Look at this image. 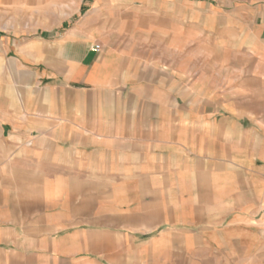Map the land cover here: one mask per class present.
I'll list each match as a JSON object with an SVG mask.
<instances>
[{
  "label": "crops",
  "instance_id": "0c3cea01",
  "mask_svg": "<svg viewBox=\"0 0 264 264\" xmlns=\"http://www.w3.org/2000/svg\"><path fill=\"white\" fill-rule=\"evenodd\" d=\"M165 3L163 29L99 53L76 29L0 34V264H264V14ZM219 28L239 50L190 120L148 54Z\"/></svg>",
  "mask_w": 264,
  "mask_h": 264
},
{
  "label": "rangeland",
  "instance_id": "374dc122",
  "mask_svg": "<svg viewBox=\"0 0 264 264\" xmlns=\"http://www.w3.org/2000/svg\"><path fill=\"white\" fill-rule=\"evenodd\" d=\"M186 1L191 10L189 12L196 13L193 7L199 6L205 17L208 14L214 17L218 15L225 18L227 24L233 23L234 15L264 14V0ZM165 2L166 0H0V34L16 32L41 34L50 39L64 30L76 29L81 35L91 36L93 46L99 45L102 48L104 45L102 41H109L110 45H114L117 36L137 38L142 32L147 33L148 24H155L163 29L166 24L164 18L169 17L165 12L167 7ZM153 14L156 17L149 16ZM214 17L204 23L213 26ZM223 19L219 23H225ZM217 31L205 35L200 42L198 41L199 44L194 42V35L189 33V41L193 42L189 43L182 53L178 51L167 53L158 48L153 55L148 54L147 61L148 59L153 61L154 68L151 70L157 77L165 75L168 69L163 65L171 60L173 79L179 82V76H182L187 80V85H175L174 91L177 94L182 87L184 92H187V96L182 98L178 93L177 101L178 109H188L190 120L195 119L197 112L201 110L211 113L215 105L219 107L220 102L219 105L214 104L217 103V99L201 101L203 98L201 96L203 94L207 96L212 90L218 91L219 88L226 87L221 83L218 66L220 62L235 60L234 52L238 48L232 46L237 39L231 35L234 32L220 28ZM144 71L146 70H139L140 73ZM163 85L161 81L156 84L154 90L149 89L148 92L154 93L156 98L162 100ZM147 107L152 119L164 117V111L162 109L159 111L158 105Z\"/></svg>",
  "mask_w": 264,
  "mask_h": 264
},
{
  "label": "built area",
  "instance_id": "2783aa9c",
  "mask_svg": "<svg viewBox=\"0 0 264 264\" xmlns=\"http://www.w3.org/2000/svg\"><path fill=\"white\" fill-rule=\"evenodd\" d=\"M95 53L100 52L101 48L99 45H94L92 49ZM263 227H264V219H263Z\"/></svg>",
  "mask_w": 264,
  "mask_h": 264
}]
</instances>
